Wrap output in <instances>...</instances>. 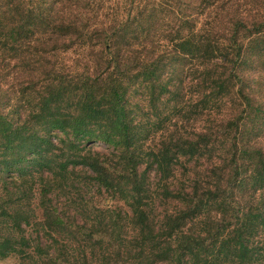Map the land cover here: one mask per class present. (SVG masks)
Here are the masks:
<instances>
[{
    "label": "trees",
    "instance_id": "obj_1",
    "mask_svg": "<svg viewBox=\"0 0 264 264\" xmlns=\"http://www.w3.org/2000/svg\"><path fill=\"white\" fill-rule=\"evenodd\" d=\"M0 59V261L264 264V0H0Z\"/></svg>",
    "mask_w": 264,
    "mask_h": 264
},
{
    "label": "rangeland",
    "instance_id": "obj_2",
    "mask_svg": "<svg viewBox=\"0 0 264 264\" xmlns=\"http://www.w3.org/2000/svg\"><path fill=\"white\" fill-rule=\"evenodd\" d=\"M64 57V56H63ZM67 59L66 62L68 63V65H72L73 61H77V56L69 53L67 55ZM254 78H260L261 83L264 84V72H262V74L260 75L259 71H256L253 74ZM33 85V81L31 84H29V78L26 76V73L24 72V68H20L18 67L14 62L8 63L7 61L1 60L0 59V89H1V93H0V97L2 96H7V97H18V94H14L15 91L17 90H26L29 89L30 86ZM188 86V85H186ZM194 90V89H192ZM255 95L260 97V98H264V90H262V88L257 89V92H255ZM196 97H193L191 100L194 101ZM15 100V99H14ZM195 102V101H194ZM223 106L219 107V111L217 110V108L215 110H212L211 113V117H203L202 119H204L205 122H208V120L210 121L211 119L213 120V116L214 117H219L217 115H215L216 113H220L222 116H225L226 118L229 116L230 113V99L229 100H225L224 101ZM217 107V106H216ZM213 107L209 108L208 110L212 109ZM221 111V112H220ZM195 113L190 114V117L194 116ZM198 118H192L191 122L196 123L195 127L198 126L200 128L201 125H203L202 121H199V123H197ZM208 119V120H207ZM189 122V124L186 126L187 128H191L193 127L194 129V124ZM209 124V123H207ZM206 124V125H207ZM94 149L96 151L99 152H106L108 153V149L99 143H96L94 145ZM194 163L190 162L189 164V168H191V166L193 167ZM198 168L202 165H204V163H200L198 164ZM86 191L88 192L87 189H84V193H86ZM91 193L93 194V192L91 191ZM105 193H103L102 195H104ZM97 198V197H96ZM109 197L107 196V194H105L103 196V198H99L98 199V203L101 204H110V200L108 199ZM86 199H89V195L86 196ZM95 201V200H94ZM112 205L114 206V208H116L117 210L119 208L122 209H126V207L124 205H122V203H118L117 201H113ZM18 262L13 259V258H7L5 260L0 261V264H17Z\"/></svg>",
    "mask_w": 264,
    "mask_h": 264
}]
</instances>
